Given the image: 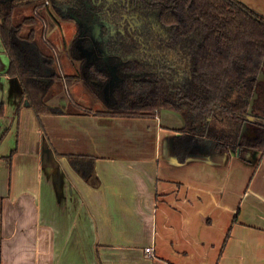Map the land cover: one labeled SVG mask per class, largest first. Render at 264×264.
Masks as SVG:
<instances>
[{
    "label": "crops",
    "instance_id": "0c3cea01",
    "mask_svg": "<svg viewBox=\"0 0 264 264\" xmlns=\"http://www.w3.org/2000/svg\"><path fill=\"white\" fill-rule=\"evenodd\" d=\"M237 1L264 17V0ZM8 66L0 41V264H264V153L180 163V114L101 116L61 89L64 113L37 118Z\"/></svg>",
    "mask_w": 264,
    "mask_h": 264
},
{
    "label": "trees",
    "instance_id": "16d2710c",
    "mask_svg": "<svg viewBox=\"0 0 264 264\" xmlns=\"http://www.w3.org/2000/svg\"><path fill=\"white\" fill-rule=\"evenodd\" d=\"M130 2L143 20L154 14L161 30L151 29L148 21L145 28L131 34L125 30L124 36L118 33L113 39L120 56L137 59L121 66L123 81L107 101L102 94L107 73L93 64L85 68L73 41L66 53L74 73L65 75L61 59L42 41L47 14L60 16L61 9L69 7L79 16L83 0H0V41L9 58L7 74L19 80L35 116L64 113L61 107L47 104L54 84L67 90L80 85L104 104L97 115L145 118L161 109L180 114L184 126L172 140L180 163L190 154L216 155L245 148L264 153V81L257 80L264 73V17L237 0ZM117 8L120 13L125 9ZM25 11L29 13L22 15ZM144 43L148 54L140 52ZM255 92L258 97L250 120L248 109ZM244 124L253 136L240 135ZM70 159L85 178L93 173V158Z\"/></svg>",
    "mask_w": 264,
    "mask_h": 264
},
{
    "label": "flooded vegetation",
    "instance_id": "af4514ba",
    "mask_svg": "<svg viewBox=\"0 0 264 264\" xmlns=\"http://www.w3.org/2000/svg\"><path fill=\"white\" fill-rule=\"evenodd\" d=\"M118 5L125 7L123 12L118 11ZM59 17L74 23L76 35L73 43L76 56L85 60L84 67L87 68L93 64L100 71L107 73L106 84H109V87L105 89V84L102 89L103 97L107 101L110 100L114 90L123 81L121 66L126 61L128 62L133 58L137 59L133 56H120L116 50L120 47L112 44L113 39H116L118 33L124 36L125 30L130 34L139 31V28L148 21L152 22L151 29L161 30L160 25L155 22L154 14L143 20V16L135 11L134 4H131L130 0H83L79 16L74 15L69 7H66L61 9ZM96 28H98V32L94 36V29ZM139 40V43L143 42L142 38ZM146 48L148 50L146 43L142 44L140 52L148 54ZM89 57L90 60H88ZM135 75L138 76L139 74Z\"/></svg>",
    "mask_w": 264,
    "mask_h": 264
},
{
    "label": "rangeland",
    "instance_id": "374dc122",
    "mask_svg": "<svg viewBox=\"0 0 264 264\" xmlns=\"http://www.w3.org/2000/svg\"><path fill=\"white\" fill-rule=\"evenodd\" d=\"M29 12H23L22 15H27ZM47 28H48V34L45 40L43 41V44H45L48 49L51 48L55 54L61 59L60 65L62 69V73L70 74L74 73V69H68L67 66L70 67L68 60H67V48L70 45V43L73 41L75 35H76V28L74 27V23H72L68 19H62L57 14L54 13V17H49V14H47ZM21 14L17 17V20H21ZM40 38V37H39ZM63 88H62V87ZM63 93V96L65 97V100H68V103L70 105L73 104V106L82 105L84 107H97L98 109L103 108L101 103L94 99L92 93L87 89L81 86V89H84L83 91L87 90L88 95L84 98H79L77 95H75L73 89L70 90L71 94L67 92V90L64 89V85H59L58 83L54 84L50 90L49 96L47 98V103L51 100V96L55 97L56 95L59 96L61 94V91ZM55 95V96H54ZM57 103V100H51L49 105H54ZM72 107V105H70ZM249 116V115H248ZM253 116V115H252ZM251 117V116H249Z\"/></svg>",
    "mask_w": 264,
    "mask_h": 264
},
{
    "label": "water",
    "instance_id": "95a60500",
    "mask_svg": "<svg viewBox=\"0 0 264 264\" xmlns=\"http://www.w3.org/2000/svg\"><path fill=\"white\" fill-rule=\"evenodd\" d=\"M77 20V19H76ZM98 32V28L94 29V36H96V33ZM82 36V34H81ZM88 60H90V57L88 58ZM257 80L260 82V81H264V73L263 72H260ZM109 87V84H106L105 86V89H107ZM258 97V94L255 92L253 94V97L251 98L250 100V105H249V109H248V115L251 116L249 117L250 120H252V111H253V105H254V101L257 99ZM249 134V136H253L254 134L250 132V129H247V125L244 124L243 127H242V131H241V136L244 135V134ZM237 153L240 152V149L236 150Z\"/></svg>",
    "mask_w": 264,
    "mask_h": 264
},
{
    "label": "built area",
    "instance_id": "2783aa9c",
    "mask_svg": "<svg viewBox=\"0 0 264 264\" xmlns=\"http://www.w3.org/2000/svg\"><path fill=\"white\" fill-rule=\"evenodd\" d=\"M48 3H46L45 5H47ZM37 14V11L35 12V15ZM48 34V28H47V25L44 24V31H43V40H45L44 38H46ZM145 253L147 254L148 257H152L153 256V249L152 248H146L145 249Z\"/></svg>",
    "mask_w": 264,
    "mask_h": 264
}]
</instances>
